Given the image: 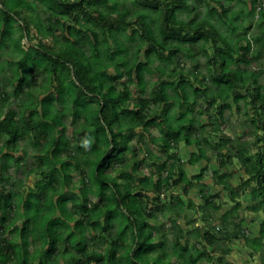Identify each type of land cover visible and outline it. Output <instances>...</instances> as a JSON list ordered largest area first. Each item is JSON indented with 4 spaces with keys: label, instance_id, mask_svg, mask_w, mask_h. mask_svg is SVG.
I'll return each mask as SVG.
<instances>
[{
    "label": "clouds",
    "instance_id": "1",
    "mask_svg": "<svg viewBox=\"0 0 264 264\" xmlns=\"http://www.w3.org/2000/svg\"><path fill=\"white\" fill-rule=\"evenodd\" d=\"M0 264H264V0H0Z\"/></svg>",
    "mask_w": 264,
    "mask_h": 264
}]
</instances>
